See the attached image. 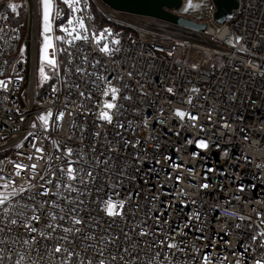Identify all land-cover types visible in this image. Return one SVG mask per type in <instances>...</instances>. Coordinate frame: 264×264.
Segmentation results:
<instances>
[{
	"label": "built area",
	"instance_id": "built-area-1",
	"mask_svg": "<svg viewBox=\"0 0 264 264\" xmlns=\"http://www.w3.org/2000/svg\"><path fill=\"white\" fill-rule=\"evenodd\" d=\"M54 1L56 48L51 55L59 54L61 41L67 57L42 91L39 0H5L0 5V176H11L18 187L29 181L35 185L18 193L21 204L31 202L29 196L37 190L43 192L41 184L62 193L51 197L60 204L57 222L72 227V208L84 220L76 226L82 233H67L74 243H64L73 251L83 252L79 237L92 235L90 243L97 246L104 238L105 257L119 251L112 238L120 247L137 242L133 254L140 259L135 264L153 258L155 264H171L165 252L176 264H206V256L207 264L264 262V0H237V8L219 24H213L215 16L207 21L190 18L204 29L90 0L112 25L110 33H103L110 39L108 53L95 39L107 28L98 23L87 0H80L76 12L63 0ZM17 2L27 11V32L12 22L8 5ZM186 2L172 11L187 17L181 13ZM69 16L73 27L83 19L86 31H77L86 41L71 40L62 29L57 34L58 25L68 27ZM112 87L118 89L115 100ZM106 101L115 106L106 109ZM177 109L185 116H178ZM105 110L111 122L101 118ZM43 112H52L51 122L39 119ZM200 140L207 147H199ZM34 146L43 151L37 153ZM15 163L37 168L34 173L24 168L15 176ZM68 164L77 176L74 183L66 175ZM49 180L60 181L61 188ZM64 183L77 191L69 192ZM66 195L73 199L66 200ZM108 199L124 201L122 216H108ZM36 200L44 202L40 196ZM61 215L66 217L62 221ZM141 227L157 237L168 233L184 251L173 255L174 250L158 244L148 247L153 236L140 237ZM9 235L27 239L33 234L13 226ZM61 235L63 229H55L52 237L40 239L41 253ZM11 248L13 257L4 264H15L16 253L26 251L20 243ZM44 264L59 260L45 254Z\"/></svg>",
	"mask_w": 264,
	"mask_h": 264
},
{
	"label": "snow or ice",
	"instance_id": "snow-or-ice-1",
	"mask_svg": "<svg viewBox=\"0 0 264 264\" xmlns=\"http://www.w3.org/2000/svg\"><path fill=\"white\" fill-rule=\"evenodd\" d=\"M42 7H43V27L44 32L48 33L52 30V23H51V12L53 7V0H40ZM63 3L65 5H68L71 8L72 12L78 11L77 5H79L80 0H63ZM192 5L189 4V7ZM8 7L12 8L13 11L16 10L17 5L15 3H10ZM68 27H65L63 24L60 25L61 29L67 33L68 37L71 38V40H87L88 37L86 35L82 36L79 31H77V27L81 30L86 31L85 24L83 19H77L75 21L76 27H73L74 21L71 16L67 19ZM69 28L72 30L69 31ZM110 29H104L103 32L100 35L95 36V39L97 42L105 39L104 32H109ZM73 32L76 34L73 35ZM57 39H61V37H57ZM239 39V38H237ZM52 37L48 35H44V45L41 49V60H47L49 65H53V60L48 59L47 57V49L50 48ZM112 43H118V41L113 40ZM102 52L108 53L112 51L109 48L108 43H104V46L100 49ZM118 51V49H117ZM21 52H23V49H21ZM41 74H44V69L41 67L40 69ZM77 71H80V69H77ZM47 78V77H45ZM17 79H20V77H17ZM0 85H3V81H0ZM112 100L116 99L118 89L112 87L110 88ZM169 92L172 91V89H168ZM105 95H108V91H105ZM127 99V97H125ZM115 105L111 102L106 101L105 102V108L106 109H112ZM176 114L180 117L185 116V113L179 109H177ZM50 116L51 113H48ZM63 115V113H61ZM23 118V117H21ZM101 118L108 120L109 122L112 121V116L109 115L107 111L101 112ZM191 119L195 120L196 117L192 116ZM40 120L44 121L45 124L48 123L47 116H40ZM197 144L201 148L207 147V144L205 141L200 140L197 141ZM16 147H20V145H17ZM35 147V146H34ZM35 151L37 153H40L43 151L40 147H35ZM72 152V149H66V153L70 154ZM19 156L20 154L17 153ZM29 159H31V156H29ZM2 163V162H0ZM11 163V162H10ZM24 168H30V170L34 173L37 165L31 164V165H25L22 163H15L14 164V174L15 176H20L21 172ZM2 171V170H0ZM211 171V169H209ZM55 173H53L54 175ZM63 174V173H62ZM66 175L68 177V180L72 183H74L77 179V176L74 175V170L72 168L71 164H68V169L66 172ZM91 173H88V176L91 177ZM43 179V177H41ZM49 185L55 183V187L57 189L61 188L62 184L60 181L53 182L51 180L47 181ZM72 183H64L63 187L67 188L69 192L77 191V189L72 187ZM80 183H85V178L80 179ZM25 187L33 189L35 188V185H33L30 181L22 187H18L16 184V181L11 178V176H0V208H2V214H0V233H3V237L0 238V264H4L5 258L11 260L13 257L14 249L11 248V244L20 243L21 248L25 249L23 255L20 253H16V259L15 264H24V262L27 260L28 264H44L45 260V254L48 257H51L54 260H59V264H135L137 260L140 259L138 255H134L133 251L136 247H139L137 242H133L129 247H120L117 244V240L115 238H112V244L116 245L119 248V251L117 252H111L108 254L107 257H105V251L108 248V245L105 244L104 238L102 237L99 240V246L90 243L94 239L92 235H83L82 237H79L81 241V246L83 247V252L81 251H73L70 247L65 246V241H68L67 233L74 232V233H82L83 228L82 227H76L78 225H83L84 220L82 217H80L79 213L77 212L76 208H72L71 212L73 215H71L70 223L72 227H64L62 223L57 222V213L55 212V209L60 208V204L57 203L56 199H52V196H55L57 199L59 198L62 193L56 192L52 193L50 192L49 188H45L43 184L40 185V188L43 189V192H40L39 190L36 191L35 196H29V201L31 202H25L24 204H21L20 199H18V193H24ZM201 187H207V184L201 185ZM36 196H40L41 199L44 201L43 203L36 200ZM16 198V199H14ZM66 200H72L73 197L71 195L65 196ZM83 204V201L80 202ZM51 205V208H47V205ZM123 208H124V201H113L112 199H108L104 202V209L105 212L110 217H118L123 215ZM118 209H120L118 211ZM26 210H30V215L26 214ZM61 212H63V209H61ZM40 213V214H37ZM42 216L46 217V223L42 221ZM20 218H23L21 221ZM66 217L61 215L60 220H64ZM7 221V223H4ZM154 223H159V220L154 221ZM38 224H42V227H38ZM13 226H20L24 230H26L28 233H32L33 235L27 239H23L19 236H17L16 239H12V237L9 235L13 231ZM187 227V225H185ZM55 229H63L64 235H61L58 239V241L54 245H48L45 249V254H42L40 251V239L44 237H52L53 231ZM104 231H107V229H104ZM163 231V229H161ZM173 232L176 230L173 229ZM138 235L140 237H145L152 235L153 240L151 243H149L148 247H153L155 245H160L162 248H166L169 250H174L173 255L175 254V251L183 252L184 249L179 247V243L174 242L172 240V237L168 233H164L162 237H157L153 232L146 231L144 227H141ZM124 238L130 239L128 237L127 233H124ZM253 240L256 239L255 236L252 237ZM70 244H73L74 241H68ZM88 242V243H85ZM182 243V241H181ZM89 249L93 250L91 254L84 255V253H88ZM32 252H35V258L32 257ZM141 252H143V249H141ZM61 254L63 256L61 257ZM125 254H127V260L125 259ZM156 257H159L161 255L160 252H156ZM164 256L167 258L171 264H176V262L172 261V256L169 255L168 252L164 253ZM209 257H205V261L207 264ZM146 264H155V259L148 260ZM256 264H264L262 261H256Z\"/></svg>",
	"mask_w": 264,
	"mask_h": 264
},
{
	"label": "rangeland",
	"instance_id": "rangeland-1",
	"mask_svg": "<svg viewBox=\"0 0 264 264\" xmlns=\"http://www.w3.org/2000/svg\"><path fill=\"white\" fill-rule=\"evenodd\" d=\"M17 5L16 7V12H19V8H21L22 6L20 5L19 2L15 3ZM87 4L88 6H91V2L90 0H87ZM189 4H191L192 6L189 7ZM214 1L213 0H187V2L184 4L181 13L184 14L185 16L189 17V18H193V19H200L201 21H207L210 18L214 17ZM92 8V13H95L96 15L98 14L96 7L91 6ZM39 12H40V28H41V37L43 39V43L41 46V49L44 45V35H48L52 37L51 40V47L47 49V57L48 59L53 60V65H49L47 60H41L42 65L40 66L39 70H38V81H39V85L43 86L47 81H49L52 77L53 74L56 76V72L58 71L59 67H62V65L65 63L66 61V53L65 51H63L62 49V43L61 41L58 42V47L60 49L59 54H55L54 56L51 55V50L52 48H56V41H55V37H54V14H55V1L53 0V7H52V12H51V23H52V30L51 32L45 33L44 32V27H43V7L42 4L39 0ZM99 15V14H98ZM97 15V16H98ZM215 19V18H214ZM104 26L107 29H112V25L111 23H103ZM213 24H219L218 21H216V19L213 21ZM69 31H71L69 29ZM27 32V29H26ZM61 33V27L58 25V31L57 34L60 35ZM96 36V35H95ZM234 39V33L231 34L228 42H232ZM101 47L104 46V43H108L110 44V39L108 38V36H105V39L99 41ZM110 48V47H109ZM41 67H43L44 69V74H41ZM47 77V78H45ZM108 112V110H105ZM183 111V110H181ZM184 112V111H183ZM48 113H51V115L49 116ZM47 116V120L48 122L52 121L53 118V114L52 112H43L39 115L40 116Z\"/></svg>",
	"mask_w": 264,
	"mask_h": 264
},
{
	"label": "water",
	"instance_id": "water-1",
	"mask_svg": "<svg viewBox=\"0 0 264 264\" xmlns=\"http://www.w3.org/2000/svg\"><path fill=\"white\" fill-rule=\"evenodd\" d=\"M30 3L32 0H29ZM110 7L138 14H145L162 18L174 23L194 28L204 29L205 25L194 20L180 16L172 10H178L183 5V0H102ZM216 5L214 13L216 21L223 22V16L237 8V0H213Z\"/></svg>",
	"mask_w": 264,
	"mask_h": 264
},
{
	"label": "trees",
	"instance_id": "trees-1",
	"mask_svg": "<svg viewBox=\"0 0 264 264\" xmlns=\"http://www.w3.org/2000/svg\"><path fill=\"white\" fill-rule=\"evenodd\" d=\"M5 0H0V5L4 3ZM22 7L19 8V12L18 14H16L15 11H11L12 12V15H11V18H12V22L14 24H16L23 32L26 31V23H27V11L26 9L24 8V5H21ZM91 6L95 7L94 4L91 3ZM90 7V10H92V8ZM98 13V12H97ZM96 17V20L98 21V23L100 24H103V23H106L107 21L104 20L103 18H101L100 16L101 15H96L95 13H93ZM55 79V75L53 74V77L47 81L43 86H40L41 88V91L44 90L45 88H47L51 82Z\"/></svg>",
	"mask_w": 264,
	"mask_h": 264
}]
</instances>
